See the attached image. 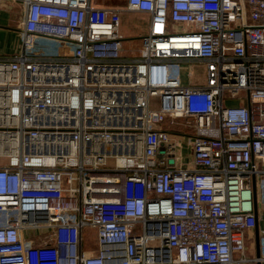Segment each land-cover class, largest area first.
<instances>
[{
    "label": "built area",
    "instance_id": "built-area-1",
    "mask_svg": "<svg viewBox=\"0 0 264 264\" xmlns=\"http://www.w3.org/2000/svg\"><path fill=\"white\" fill-rule=\"evenodd\" d=\"M12 1L0 264H264V0H125L150 17L131 61L119 8ZM194 66L203 82L184 85Z\"/></svg>",
    "mask_w": 264,
    "mask_h": 264
},
{
    "label": "rangeland",
    "instance_id": "rangeland-1",
    "mask_svg": "<svg viewBox=\"0 0 264 264\" xmlns=\"http://www.w3.org/2000/svg\"><path fill=\"white\" fill-rule=\"evenodd\" d=\"M91 4L94 7H97L99 5H108L111 7H117V8H123L125 6V0H91ZM176 28H179V25H176ZM149 29V22L146 21V18L142 14H135L131 12L122 11L120 16V26H119V34L124 39V47L132 46L134 49L137 50V45H134L133 43L135 41H140L141 45V38L147 36ZM170 32L171 29H169ZM138 39V40H137ZM133 44V45H130ZM20 46H21V39H20ZM141 50V46L139 47V51ZM134 55V54H133ZM132 55V56H133ZM9 55H3L0 56V58H4ZM188 72L193 73V78L191 80V84H201L204 80L203 73H204V67L202 66H194V68H191V70H187L185 72L181 71V77L187 76ZM190 124L185 120H176L173 125L169 124L168 122L166 124L162 125V128L165 129L167 132L172 133L173 136L181 137V135H185L183 138H181V148L178 149V153H180L183 156V163L184 165L187 164L189 160L188 156V148L186 146V136H191V129L188 127ZM177 137V139H178ZM112 166V161L109 162V167ZM261 214L264 215V212L261 210ZM84 245H88L90 247V250L95 251L97 249L96 243H95V230L87 229L84 230ZM256 237V234H255ZM255 247V242L252 245V249Z\"/></svg>",
    "mask_w": 264,
    "mask_h": 264
},
{
    "label": "crops",
    "instance_id": "crops-1",
    "mask_svg": "<svg viewBox=\"0 0 264 264\" xmlns=\"http://www.w3.org/2000/svg\"><path fill=\"white\" fill-rule=\"evenodd\" d=\"M97 7H104V8H113L108 5H99ZM121 13L122 11H126L125 6L123 8H119ZM134 13V12H131ZM135 14H142L145 16L146 21L149 22L150 17L148 14L145 13H135ZM121 16V14H120ZM23 21V12L22 6L18 2H14L12 0H0V56L9 55L6 57L13 56L20 50V29L22 26ZM122 37V36H121ZM123 39V38H122ZM138 40V39H137ZM142 40V38H141ZM124 39L122 40V57L124 61H131L139 54V47L140 41H135L137 43H133L137 45L138 49H134L132 46L124 47L123 43ZM130 44V45H133ZM134 54V55H133ZM133 55V56H132ZM183 78V84L188 85V81H186L185 77ZM197 84V83H195ZM175 139H177L175 137ZM181 142V140H180ZM264 232V218L257 222L253 233Z\"/></svg>",
    "mask_w": 264,
    "mask_h": 264
},
{
    "label": "water",
    "instance_id": "water-1",
    "mask_svg": "<svg viewBox=\"0 0 264 264\" xmlns=\"http://www.w3.org/2000/svg\"><path fill=\"white\" fill-rule=\"evenodd\" d=\"M256 244H257V254H258V233L256 232Z\"/></svg>",
    "mask_w": 264,
    "mask_h": 264
}]
</instances>
